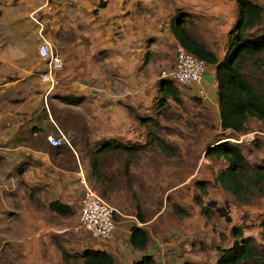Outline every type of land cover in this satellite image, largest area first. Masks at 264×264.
Here are the masks:
<instances>
[{
	"label": "rangeland",
	"instance_id": "obj_1",
	"mask_svg": "<svg viewBox=\"0 0 264 264\" xmlns=\"http://www.w3.org/2000/svg\"><path fill=\"white\" fill-rule=\"evenodd\" d=\"M250 1L263 7L261 22L245 31L246 36L254 37L263 30L264 4L262 0ZM48 5L47 17L37 15V19L45 24V35L62 55L64 65L47 95L71 103L74 116L61 132L66 142L59 147L58 156H49L60 169L50 168L53 183L47 184L42 177L31 182L34 173L27 167L32 160L15 164L9 159L10 167L4 169L7 173L0 174V187L5 181L8 192L6 210L11 214L2 211L6 219L0 220V264H83L77 255L86 249L108 252L112 264H132L142 255H150L155 264H215L219 249L237 238L234 227L264 251L259 226L264 193L254 189L247 202L235 201L216 180L225 161L204 156V150L215 141L228 140L240 148L250 167L263 163L264 125L252 117L244 132L220 129L214 65H208L204 87L202 82L190 86L173 83L180 103L170 97L162 100L158 92L159 83L173 69L178 44L168 28L170 18L185 14L190 37L221 60L235 32L234 1L48 0L44 6ZM9 12L12 17L3 16L0 22V51L7 37L11 44L7 43L6 56L20 61L25 71L41 72L44 61L36 52L35 23L29 15L19 14L18 7ZM263 68L260 55L244 60L240 67L243 78L262 96ZM39 89L42 91L40 83ZM109 100L132 122L125 127L128 134L122 141L115 140L136 149L101 153L92 170L89 157L104 139H97L79 123L85 122L83 112L84 108L88 111L89 103ZM125 107L144 118V124L134 120ZM22 169L27 174L21 173ZM80 175L117 211L109 237L95 239L79 225ZM195 181L203 182L204 194H199ZM53 200L68 205L73 214L60 216L50 211L47 203ZM173 205L187 215L175 213ZM136 206L143 222L135 217ZM21 209L24 226L19 232L15 230L19 229L15 210ZM135 225L147 234L144 250L132 249L128 243L129 228ZM238 264L250 262L242 259Z\"/></svg>",
	"mask_w": 264,
	"mask_h": 264
},
{
	"label": "trees",
	"instance_id": "obj_2",
	"mask_svg": "<svg viewBox=\"0 0 264 264\" xmlns=\"http://www.w3.org/2000/svg\"><path fill=\"white\" fill-rule=\"evenodd\" d=\"M236 5V20L233 30L235 31L229 39L227 50L221 60L208 50L203 43L193 39L187 33L184 22L185 14L177 13L170 18L169 31L185 51L192 53L203 60L207 65H214V81L216 84V99L219 118V127L233 133H241L246 130L244 125L247 117H254L264 124V96L258 94L255 89L243 78L240 67L244 60L258 56L264 63V25L262 33L258 36H246L245 31L254 27L262 20L263 7L250 0H233ZM264 4V0H262ZM264 77V68L261 71ZM158 92L162 100L170 97L176 103H180L178 89L172 81L164 79L159 83ZM139 124H144V118L139 117L131 108L125 107ZM55 149V153H58ZM120 149L130 152L136 146H124L119 142L108 139L104 140L89 157L92 170L96 166V158L101 153ZM204 156L208 158H222L226 166L218 172L216 180L220 187L231 194L237 202H247L250 193L255 189L259 194L264 193V162L249 166L240 148L228 140H217L212 146L204 150ZM195 187L199 194H204L202 181H195ZM200 204L199 198H195ZM173 210L178 215H187L177 205ZM47 208L60 215L70 216L73 214L71 208L57 200L47 203ZM136 219L143 222L139 208L136 206ZM261 236L264 239V215L259 221ZM235 238L232 244L226 248L219 249L220 255L215 264H238L242 259H247L250 264H264V251L259 250L250 237H243L240 229L234 227ZM148 242L146 232L139 226L129 228L128 243L132 249L144 250ZM63 257L67 255L62 252ZM83 264H112V256L104 250L86 249L77 255ZM132 264H155L150 255H142ZM183 264H190L184 262Z\"/></svg>",
	"mask_w": 264,
	"mask_h": 264
},
{
	"label": "crops",
	"instance_id": "obj_3",
	"mask_svg": "<svg viewBox=\"0 0 264 264\" xmlns=\"http://www.w3.org/2000/svg\"><path fill=\"white\" fill-rule=\"evenodd\" d=\"M43 3L44 0H0V22L3 20V16L10 15L12 17L9 9L13 7H18L19 14L27 16L30 12L36 10V17L41 15L43 16L42 19H44L47 17L48 13H46V10H49L50 5L47 7ZM11 17L9 19L10 22ZM2 33L6 34L7 32L4 31ZM4 38L6 41L5 46L0 51V174L3 171L7 173L4 169L7 166L10 167L8 165L10 162L16 164L19 161L30 162L32 160L33 163L31 165L28 163L27 167L29 169L32 168V173L35 174V176L33 174L31 182H39L40 177H42L48 180L47 184L53 183L50 180V175L52 174L50 168L57 171H60V169L56 167L57 162L51 158L58 156L59 150L58 153H55V149L60 146H50L46 136L49 134L57 136L58 133H61L72 123L71 118L74 116L73 107L67 100L61 101L54 96H48L50 91L46 92L45 84L39 81V72L25 71L21 67L22 63L20 61H12L10 57H7L6 55L9 53L7 46L11 43H8L7 37ZM11 52L17 54L16 51L12 50ZM56 74L53 87L58 79ZM39 83L42 85V91L39 89ZM206 84L204 76L202 80L203 87ZM214 87L216 88L215 81ZM91 99L88 101H91ZM89 104L91 106H88L87 112L84 108L83 113H86L85 122L80 120V128L81 125L85 126L86 131L95 135L97 139L122 141L121 138L128 134L125 127L132 125L130 118L126 116L123 109L118 104H113L111 100L108 102L96 101L94 104ZM66 110L70 111L68 115ZM249 118L252 117L246 118L245 127L247 121L250 122ZM20 172L24 175L27 174V170L24 171V169ZM5 183L3 181V188L0 187V220L6 219L3 217L2 211L11 216L6 210L8 205L6 195L8 192L5 188ZM27 183L32 184L30 182ZM15 212V221L19 222V229L17 226L15 230L22 232L24 210H15ZM32 212L34 211L32 210Z\"/></svg>",
	"mask_w": 264,
	"mask_h": 264
},
{
	"label": "built area",
	"instance_id": "obj_4",
	"mask_svg": "<svg viewBox=\"0 0 264 264\" xmlns=\"http://www.w3.org/2000/svg\"><path fill=\"white\" fill-rule=\"evenodd\" d=\"M48 0H44L46 5ZM36 10L29 13V17L35 23L37 43V56L44 61V69L38 73L40 82L45 84V91L53 88L55 73L62 69L64 65L63 57L55 51V48L44 32L45 24L36 17ZM207 64L197 58L192 53L185 51L180 45L175 46L173 69L169 72L167 79L180 86H190L200 84L207 72ZM166 75L162 72V77ZM46 140L50 146L59 147L66 139L62 133L47 135ZM80 184L83 186L79 199L78 222L91 237L95 239L109 237L114 231V216L116 210L110 207L90 188L83 177L80 175Z\"/></svg>",
	"mask_w": 264,
	"mask_h": 264
}]
</instances>
